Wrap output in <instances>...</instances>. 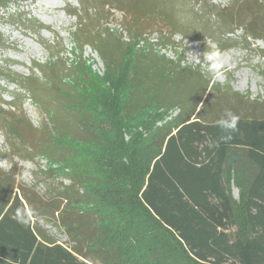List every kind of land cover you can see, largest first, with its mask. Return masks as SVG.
<instances>
[{
    "label": "trees",
    "instance_id": "trees-1",
    "mask_svg": "<svg viewBox=\"0 0 264 264\" xmlns=\"http://www.w3.org/2000/svg\"><path fill=\"white\" fill-rule=\"evenodd\" d=\"M13 1L0 0V7ZM196 1L201 2L203 29H209L213 15L220 19L222 29L229 26L227 8L211 0ZM134 2L129 3L135 4L137 14H146L147 19L158 16L171 30L195 38L198 30L165 11L157 0L148 6ZM242 2L237 6L240 12ZM261 18L264 24V14L246 21L245 37L264 42V30L260 32L256 23ZM133 26L131 42L149 32ZM101 35L87 34L80 27L73 31L80 52L85 44L96 49L114 83L113 97L106 95L101 83L85 76L81 63L75 66V74L88 81L87 88L97 103L92 114L83 112L75 92H65L80 132L88 135L78 136L56 117L50 121L47 135L22 117L12 115L13 125L7 124L13 156L22 161L38 156L50 161L40 170L50 182L40 193L17 183L12 168H0V264H264V100L249 101L231 87L217 85L215 75L206 74L207 65L203 72L198 67H183L180 60L158 56L152 46L135 50L131 64L124 54H113ZM163 38L168 42L171 35H161ZM198 40L206 45V38ZM228 40L220 33L216 49H225ZM3 43L0 35V46ZM206 50L212 49L206 46ZM53 56L57 58L53 67L64 69L66 62L57 54ZM38 67L44 83L55 85V77H48L44 66ZM185 75L194 80L190 89L184 86ZM72 76L64 73L59 82L67 85L74 81ZM17 83L31 93L34 103L43 105L38 78L26 76ZM108 97L114 109L110 128L106 118L110 109H105L108 105L104 103ZM153 104L163 109L178 106L179 113L170 126L154 131L145 144L126 141L121 131L123 113L132 115ZM226 109L240 116L238 130L231 140L209 148L210 141L223 135L216 121ZM3 120L7 121L0 115V126ZM50 136L55 138L50 140ZM70 142L78 147L76 151ZM82 144L90 147L88 153L78 150ZM237 153L246 164L239 183V203L229 184L236 180L229 162ZM53 165L69 169L63 176L68 183L57 181L62 176ZM36 218L64 234V241Z\"/></svg>",
    "mask_w": 264,
    "mask_h": 264
},
{
    "label": "rangeland",
    "instance_id": "rangeland-1",
    "mask_svg": "<svg viewBox=\"0 0 264 264\" xmlns=\"http://www.w3.org/2000/svg\"><path fill=\"white\" fill-rule=\"evenodd\" d=\"M130 1L15 0L8 3L5 8L0 7V35L4 41L0 46V115L7 120H3V125L0 126V168L3 170L12 168L17 172L16 181L23 187H33L34 191L44 193L50 181L41 175L40 170L50 165V161L41 156L35 157L33 160L22 161L13 156L15 150L11 146L7 134V124L13 122L11 116L22 117L29 121L32 127L43 129L46 135L49 134V125L53 117L59 121L63 119L72 130L78 133V136L88 135V132L84 134L80 132L75 112L69 106L65 94L68 90L75 92L77 104L82 106L86 115L92 114L94 107L97 106L87 88L88 81H83L81 77L77 78L78 75L75 74V66H80V63L85 66V76L90 75L95 82L101 83L106 90V95L108 93H110V97L114 95L112 92L114 83L110 82L108 74L105 73L104 63L96 49L85 44L80 52L75 47L73 31L77 27L84 28L87 34L97 36L98 32L101 33V37H105L102 42L112 50V53L124 54V60L129 59L131 64H133L132 58L135 50L147 49L152 46L158 56H163L173 62L180 60L181 66L190 69L198 67L200 71L206 69L203 57L209 51H205V47L216 49V42L221 33L222 37H229V43L225 49L220 51L223 57L224 71L221 75H215V82L220 87H231L232 91H237L249 101L264 100V55H262L264 42L250 36L245 37V28L243 27L248 19L254 16H263L264 0H211L213 4L227 8L231 14L229 26L223 29L220 26V19L214 15L209 17V29L202 28L201 23L204 16L199 1L157 0L160 2L159 6L163 7L165 11H170L182 23L197 29L195 38L187 37L179 29L171 30V26L158 16L147 19L146 14H137L135 4L129 3ZM149 1L155 3L156 0ZM135 2L138 5L141 4L140 6L150 4L143 0H135ZM239 2L244 4L241 12L237 7ZM74 12L76 14H73ZM79 21H82L83 25L79 24ZM134 21L136 22L134 23ZM256 23L260 32L261 29L264 30L263 18L256 20ZM133 24L142 28L141 31H149L142 38H137L135 42L130 41V36L135 32ZM226 30L228 32L223 33ZM161 35H171L170 41L161 39ZM201 37L206 38V45L198 40ZM49 45L52 47L51 49L48 48ZM53 54H57L61 62H66L64 69L56 70L53 67V61L56 58ZM38 65L44 66L42 68H45L44 73L48 77L50 75L55 77V85L50 87L44 83L46 79ZM66 67L71 70H66ZM64 73L73 75L74 81H67V85L62 80L59 82V77ZM26 76L38 78L41 82L37 91L43 99V105L34 103L30 98L31 93L19 88L17 82ZM12 79H15L16 82H12ZM183 80L184 86L190 89V85H193L194 82L193 78L185 75ZM217 94L221 95L220 92ZM110 97L104 102L108 105L105 109H110V112L106 114L109 128L112 126L110 116L114 113ZM197 107L199 108L200 105ZM178 113V106L163 109L155 104L151 108L132 115L123 113L124 123L121 131L126 141H137V143L142 141L145 144L151 139L154 131L170 126L171 121ZM108 133L109 131L106 134ZM54 138L55 136H50L48 139ZM13 141L16 143L18 140L13 139ZM64 143V140L60 141V144L64 145ZM70 144L76 151L78 147L74 142H70ZM89 148L88 145L82 144L81 149L78 150L86 154L89 152ZM90 158H93V153ZM245 165L244 158L239 153L234 155L229 162L231 172L235 173L233 176L236 179L235 182L231 180L229 184L231 195L236 203H239L240 200L238 198L239 183L244 177L242 169ZM52 168L58 170L59 175L62 176H59L57 181L68 183V179L63 177L69 172L68 168L65 169L58 165H53ZM34 220L64 241L65 235L43 218Z\"/></svg>",
    "mask_w": 264,
    "mask_h": 264
},
{
    "label": "clouds",
    "instance_id": "clouds-1",
    "mask_svg": "<svg viewBox=\"0 0 264 264\" xmlns=\"http://www.w3.org/2000/svg\"><path fill=\"white\" fill-rule=\"evenodd\" d=\"M204 62L207 65L208 75H221L224 71V62L221 52L218 49H212L207 52L204 57ZM240 116L233 113L231 110H225L221 117L216 121V126L221 129L223 135L217 140L209 142V148L219 147L222 142H227L232 139V134L238 130ZM23 222V221H22Z\"/></svg>",
    "mask_w": 264,
    "mask_h": 264
}]
</instances>
